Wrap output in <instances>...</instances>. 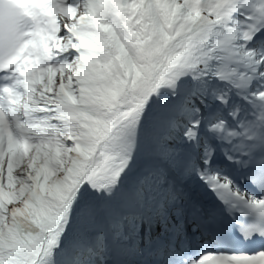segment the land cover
<instances>
[{
	"label": "snow or ice",
	"instance_id": "1",
	"mask_svg": "<svg viewBox=\"0 0 264 264\" xmlns=\"http://www.w3.org/2000/svg\"><path fill=\"white\" fill-rule=\"evenodd\" d=\"M0 264H264V0H0Z\"/></svg>",
	"mask_w": 264,
	"mask_h": 264
}]
</instances>
